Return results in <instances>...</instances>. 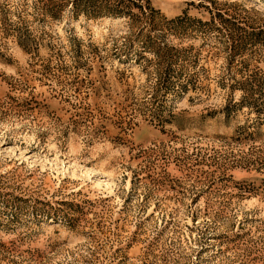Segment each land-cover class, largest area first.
<instances>
[{
	"label": "rangeland",
	"instance_id": "rangeland-1",
	"mask_svg": "<svg viewBox=\"0 0 264 264\" xmlns=\"http://www.w3.org/2000/svg\"><path fill=\"white\" fill-rule=\"evenodd\" d=\"M120 1L0 0V264H264V0Z\"/></svg>",
	"mask_w": 264,
	"mask_h": 264
},
{
	"label": "trees",
	"instance_id": "trees-1",
	"mask_svg": "<svg viewBox=\"0 0 264 264\" xmlns=\"http://www.w3.org/2000/svg\"><path fill=\"white\" fill-rule=\"evenodd\" d=\"M42 3L43 9L50 17H56L60 14L61 10L68 4L72 6L74 10H80L82 12H91L94 15H120L123 13L125 7H123L120 0H39ZM89 11V12H87ZM144 22L150 25L154 22V16L151 11H143ZM151 27V26H149ZM148 27V28H149ZM263 33V32H262ZM233 39L232 34H229ZM261 35V33H260ZM144 41V48L152 52L156 58L155 68L158 69L160 82L158 87H164L165 90L174 91L173 87L178 89H185L186 83L191 80H183L181 70H175L172 67L176 62L177 57L170 52H165L166 48H161L157 41H152L147 35L140 36ZM241 47L240 41H232L231 49L233 51ZM141 55L137 56L135 63L139 62ZM126 59L132 61L131 55L127 54ZM134 62V61H132ZM241 62L240 64H242ZM176 71V72H175ZM185 83H184V82ZM235 86L240 92V97L233 105L236 109H249L250 113L255 114L254 121L264 119V76L253 73L250 75H244L243 78L238 81Z\"/></svg>",
	"mask_w": 264,
	"mask_h": 264
}]
</instances>
